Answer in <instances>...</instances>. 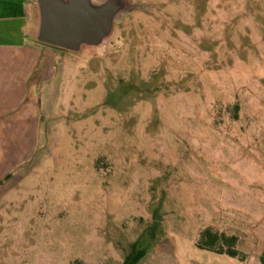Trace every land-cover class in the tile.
<instances>
[{"label":"rangeland","instance_id":"374dc122","mask_svg":"<svg viewBox=\"0 0 264 264\" xmlns=\"http://www.w3.org/2000/svg\"><path fill=\"white\" fill-rule=\"evenodd\" d=\"M132 1L0 128V264H263L264 0Z\"/></svg>","mask_w":264,"mask_h":264},{"label":"water","instance_id":"95a60500","mask_svg":"<svg viewBox=\"0 0 264 264\" xmlns=\"http://www.w3.org/2000/svg\"><path fill=\"white\" fill-rule=\"evenodd\" d=\"M29 39L61 51L101 50L117 24L141 10L132 0H30Z\"/></svg>","mask_w":264,"mask_h":264},{"label":"crops","instance_id":"0c3cea01","mask_svg":"<svg viewBox=\"0 0 264 264\" xmlns=\"http://www.w3.org/2000/svg\"><path fill=\"white\" fill-rule=\"evenodd\" d=\"M32 22L30 0H0V128L37 108L40 57L53 48L29 39Z\"/></svg>","mask_w":264,"mask_h":264},{"label":"trees","instance_id":"16d2710c","mask_svg":"<svg viewBox=\"0 0 264 264\" xmlns=\"http://www.w3.org/2000/svg\"><path fill=\"white\" fill-rule=\"evenodd\" d=\"M237 243L236 237H228L224 234L214 233L211 229H206L201 235L198 247L202 250L227 255L232 258L239 256L235 249ZM148 254L147 249L139 246L138 243L132 245L131 252L126 256L122 264H139ZM264 264V257L262 258Z\"/></svg>","mask_w":264,"mask_h":264}]
</instances>
